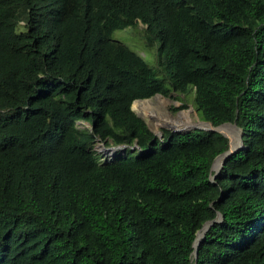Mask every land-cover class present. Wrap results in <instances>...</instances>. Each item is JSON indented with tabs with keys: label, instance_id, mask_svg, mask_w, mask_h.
Wrapping results in <instances>:
<instances>
[{
	"label": "trees",
	"instance_id": "16d2710c",
	"mask_svg": "<svg viewBox=\"0 0 264 264\" xmlns=\"http://www.w3.org/2000/svg\"><path fill=\"white\" fill-rule=\"evenodd\" d=\"M191 91L214 179L132 110ZM0 264H264V0H0Z\"/></svg>",
	"mask_w": 264,
	"mask_h": 264
},
{
	"label": "rangeland",
	"instance_id": "374dc122",
	"mask_svg": "<svg viewBox=\"0 0 264 264\" xmlns=\"http://www.w3.org/2000/svg\"><path fill=\"white\" fill-rule=\"evenodd\" d=\"M139 28L143 29L142 24H140L138 28L131 27L127 30H118L113 34V39L122 41L133 52L141 55L145 59L149 67L156 72L157 77L161 79L162 72L160 70V67L157 65V55L155 52H151L150 50L146 51L144 49L143 40L138 36ZM149 100H151V104L144 110V117L137 110H135L133 107L132 108L137 115L143 118L150 130L155 132L157 136H163L164 130H176V127L171 122H173L174 120L176 121V119L182 112H188L191 120L193 121V123L190 124L191 126L187 127V130H194L200 127H204L203 124L200 123V121H202V118L196 109L194 94L192 91L187 95L172 93L168 97H152ZM172 119L174 120L172 121ZM80 126L85 129L89 128V125L87 123H82L80 124ZM231 127L232 129L236 130L235 127ZM96 149H103L106 151L109 150V148H107L100 140H97ZM111 155L113 156L114 153H112Z\"/></svg>",
	"mask_w": 264,
	"mask_h": 264
},
{
	"label": "water",
	"instance_id": "95a60500",
	"mask_svg": "<svg viewBox=\"0 0 264 264\" xmlns=\"http://www.w3.org/2000/svg\"><path fill=\"white\" fill-rule=\"evenodd\" d=\"M159 96L163 97L161 94H156L154 97L157 98V97H159ZM146 100H149V99H146ZM137 101H143V100H137ZM135 102H136V101H135ZM135 102H134V103H135ZM134 103H133V104H134ZM132 107H133V105H132ZM132 110H133V108H132ZM133 111H134V110H133ZM134 112H135V111H134ZM138 116H139V115H138ZM139 117H140V116H139ZM140 118L143 119L142 117H140ZM200 123H202L204 127H200V128H197V129H199V130H205V131H212V132H215V133L222 134L223 136H225V137L229 140V149H228L226 152H224V153L218 155V156L215 158V160H214V162H213V164H212L211 171L215 173L214 176L212 177V178L214 179V178L216 177V175L220 174L221 169L223 168L226 159H227L228 157H230L231 155H233V154H234L236 151H238L240 148L243 147L242 130L237 126L236 123H224V124H222V125H220V126H214L211 122H209V121H204V120L200 121ZM225 125L233 126V127H235L236 130H238V132H239V134H238V135H239V136H238L239 139H238V141H237L238 143H237L235 146H232L230 138H229V137H228V136H227V135H226V134L220 129L222 126H225ZM149 129H150V128H149ZM197 129H194V130H187V128H184V129H180V130H179V129H176V130H171V131L174 132V133H178V134H184V133H187V132L195 131V130H197ZM151 131H152V130H151ZM152 132H153V131H152ZM153 133H154L155 135H157L155 132H153ZM159 137H162V135L159 136ZM124 148H125V146H117V147L110 148L109 150H110V151H115V150H120V149H124ZM218 161H219V165L216 166V163H217ZM222 219H223L222 215H221L220 213H218L215 219L210 220V221H207V222L203 225V227L197 232L196 239H195V242H194L195 251L193 252V255H194V258H195V259H197V247H198V245L201 243L202 239L205 237L207 231L211 228V226H212L214 223H216V222H220V221H222ZM200 232H203V236H202V238L199 240V233H200Z\"/></svg>",
	"mask_w": 264,
	"mask_h": 264
},
{
	"label": "bare ground",
	"instance_id": "6f19581e",
	"mask_svg": "<svg viewBox=\"0 0 264 264\" xmlns=\"http://www.w3.org/2000/svg\"><path fill=\"white\" fill-rule=\"evenodd\" d=\"M137 102V101H136ZM151 104V102H147L143 105V107L140 109V114L144 117L143 113H144V110ZM174 119H172L173 121ZM173 125L176 127V129H184V128H187L189 126H191L190 124L193 123V121L191 120L190 116H189V113L188 112H182L179 117L176 119V121L174 120L173 122ZM188 125V126H186ZM185 126V127H184ZM226 135H229V136H232V135H235L237 136V141H238V130H235V129H232V127L228 128V129H222L220 128ZM235 130V131H234ZM238 142L235 143V145L237 144ZM234 145V146H235ZM219 165V161L216 163V166ZM203 236L202 232L199 233V240L202 238H200V236Z\"/></svg>",
	"mask_w": 264,
	"mask_h": 264
}]
</instances>
